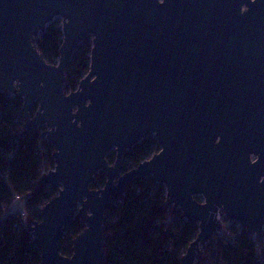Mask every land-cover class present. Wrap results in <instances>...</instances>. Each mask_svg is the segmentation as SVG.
Instances as JSON below:
<instances>
[{"label": "water", "instance_id": "water-1", "mask_svg": "<svg viewBox=\"0 0 264 264\" xmlns=\"http://www.w3.org/2000/svg\"><path fill=\"white\" fill-rule=\"evenodd\" d=\"M57 17L52 65L36 43ZM90 36V71L67 94L66 71ZM0 93L21 96L26 131L44 130L56 149L38 185L58 194L28 225L40 264H105L106 211L136 179L164 187L163 209L198 228L183 264L222 230L218 216L262 240L264 0H0ZM150 136L160 151L125 172L127 152ZM76 218L86 228L67 257L60 241Z\"/></svg>", "mask_w": 264, "mask_h": 264}, {"label": "trees", "instance_id": "trees-1", "mask_svg": "<svg viewBox=\"0 0 264 264\" xmlns=\"http://www.w3.org/2000/svg\"><path fill=\"white\" fill-rule=\"evenodd\" d=\"M63 38L62 29L51 25L37 39V49L55 64ZM91 50L92 44H87L75 53L66 71V92L76 91L89 73ZM26 122L22 97L0 93V264L41 263L28 225L41 221V209L58 194L55 188L38 185L42 169L54 168L56 149L41 138L44 130L27 132ZM154 146L159 152L156 140L148 137L128 151L124 170L149 160L155 155ZM115 159V154L107 158L110 164ZM106 182V173L100 172L92 188L99 190ZM165 201V188L152 178L136 179L113 196L104 221L105 264H183L199 230L187 223L180 210H164ZM21 212L25 220L18 217ZM85 228L76 218L64 231L62 255L72 256L73 241ZM196 264H264V236L258 242L238 223L228 224L199 252Z\"/></svg>", "mask_w": 264, "mask_h": 264}, {"label": "rangeland", "instance_id": "rangeland-1", "mask_svg": "<svg viewBox=\"0 0 264 264\" xmlns=\"http://www.w3.org/2000/svg\"><path fill=\"white\" fill-rule=\"evenodd\" d=\"M63 23H64V20H63V18H60V17H57V18H55L51 23H50V25L49 26H51V25H55V26H57L58 28H60V29H62L63 28ZM48 26V27H49ZM87 44H92V47H93V36H90V37H88V39L86 40V41H84L83 43H81L80 45H79V47H78V49L80 48V47H84L85 45H87ZM77 49V50H78ZM77 52V51H76ZM75 52V53H76ZM75 55V54H74ZM46 61L49 63V64H52V65H57L58 64V62H59V60H57L56 61V63L55 64H53V63H51V62H49V60H47L46 59ZM66 92V91H65ZM67 94L69 93V92H66ZM9 94V96L11 97V98H14V97H16V96H14V95H12V94H10V93H8ZM32 116L34 115V112L31 114ZM43 131V130H42ZM150 138L153 140V139H155L156 140V138H155V136H150ZM156 142H157V140H156ZM158 144V143H157ZM156 148V146H154V149ZM159 148H160V146H159ZM161 149V148H160ZM158 149H155V154H157L158 152ZM111 154H115V156H116V152L115 151H112L111 152ZM116 160V159H115ZM115 162H113L111 165H113ZM130 169H132V168H129L128 170H130ZM125 172H127V170H124ZM103 187H101V188H99V189H102ZM222 221V223H223V228H222V230L225 228H227L228 227V224H230L226 219H225V217H223V219L221 220ZM202 250H204V249H201V251ZM200 251V252H201ZM196 261H197V259H196Z\"/></svg>", "mask_w": 264, "mask_h": 264}, {"label": "built area", "instance_id": "built-area-1", "mask_svg": "<svg viewBox=\"0 0 264 264\" xmlns=\"http://www.w3.org/2000/svg\"><path fill=\"white\" fill-rule=\"evenodd\" d=\"M55 169V166H54V168H52V169H42V171H41V176H43L44 174L46 175V174H48L50 171H53ZM16 199L17 200H20V197H16ZM18 217L21 219V220H25V218H26V214L24 213V212H21L19 215H18ZM218 218L220 219V220H222L223 219V216H218Z\"/></svg>", "mask_w": 264, "mask_h": 264}, {"label": "flooded vegetation", "instance_id": "flooded-vegetation-1", "mask_svg": "<svg viewBox=\"0 0 264 264\" xmlns=\"http://www.w3.org/2000/svg\"><path fill=\"white\" fill-rule=\"evenodd\" d=\"M255 160H256V158L255 157H252V162H255ZM223 217H224V215H223Z\"/></svg>", "mask_w": 264, "mask_h": 264}]
</instances>
